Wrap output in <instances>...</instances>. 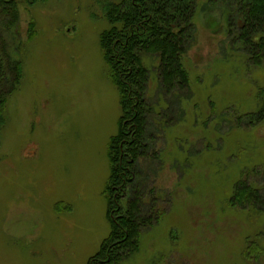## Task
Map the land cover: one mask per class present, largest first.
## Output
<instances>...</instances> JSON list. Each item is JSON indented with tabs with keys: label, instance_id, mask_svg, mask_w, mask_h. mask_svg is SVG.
I'll return each instance as SVG.
<instances>
[{
	"label": "rangeland",
	"instance_id": "374dc122",
	"mask_svg": "<svg viewBox=\"0 0 264 264\" xmlns=\"http://www.w3.org/2000/svg\"><path fill=\"white\" fill-rule=\"evenodd\" d=\"M13 1L0 30L13 86L0 126V264H88L113 234V197L127 209L136 193L148 223L118 264H264V204L231 205L254 171L264 199V123L241 120L260 109L264 65L235 42L240 0H195L186 89H168L159 55H141L148 151L124 189L109 184L123 112L100 45L107 0Z\"/></svg>",
	"mask_w": 264,
	"mask_h": 264
},
{
	"label": "trees",
	"instance_id": "16d2710c",
	"mask_svg": "<svg viewBox=\"0 0 264 264\" xmlns=\"http://www.w3.org/2000/svg\"><path fill=\"white\" fill-rule=\"evenodd\" d=\"M15 3L13 0H0V30L4 25L9 28L10 23L4 14L14 8ZM102 5L109 29L101 35L100 45L111 67L112 78L118 85L123 112L120 132L109 147L116 159L115 175L109 184L112 186L116 179V184L124 189L134 181L137 158L148 151L146 132L152 113L145 97L147 74L142 67L141 55H159L164 84L168 89H176V85L180 91L186 89L189 80L180 65V58L187 45L185 38L193 31L196 1L107 0ZM237 14L240 26L230 23L231 31H237L235 42L248 53L249 63L255 67L263 66L264 0H240ZM8 64L9 61L6 62ZM6 65L0 58V126L3 125V108L13 88H10L12 83ZM11 69L16 72L15 68ZM258 99L260 109L245 115V119L241 118L250 127L264 123V88L259 91ZM254 173L246 175L245 181L237 184L231 199L232 207L247 210L249 207L261 208L264 204L259 194L261 191L248 183L249 176ZM261 179L264 183V175ZM138 197L136 193L133 206L127 209L120 205L122 197H113V234L88 264H118L120 256H125L136 245L141 226L148 223L142 217Z\"/></svg>",
	"mask_w": 264,
	"mask_h": 264
}]
</instances>
